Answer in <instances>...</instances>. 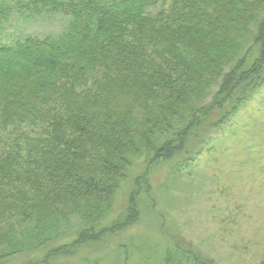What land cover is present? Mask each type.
Listing matches in <instances>:
<instances>
[{
    "label": "trees",
    "instance_id": "1",
    "mask_svg": "<svg viewBox=\"0 0 264 264\" xmlns=\"http://www.w3.org/2000/svg\"><path fill=\"white\" fill-rule=\"evenodd\" d=\"M50 14L67 18L59 32L9 36L16 19ZM262 83L264 0H0V215L77 219L34 241L41 264L126 230L134 215L118 224V201L140 212L148 169L199 154ZM20 225L4 222L0 264ZM176 243L158 264H216Z\"/></svg>",
    "mask_w": 264,
    "mask_h": 264
},
{
    "label": "rangeland",
    "instance_id": "2",
    "mask_svg": "<svg viewBox=\"0 0 264 264\" xmlns=\"http://www.w3.org/2000/svg\"><path fill=\"white\" fill-rule=\"evenodd\" d=\"M66 19L62 14L36 16L25 22L16 19L9 36L57 33ZM65 131L70 140L76 137L70 124ZM200 148L197 155L160 160L148 169L142 185L145 189L137 198L140 212L127 206L128 198L126 204L118 201L115 210L122 205L118 224L134 215L129 228L107 233L80 253L75 250L44 264H123L126 259L129 264H156V260L158 264L163 256L176 253L178 241L216 264H264V83ZM142 169H134V174ZM22 215H0V234L8 241L4 222L21 224L8 227L11 234L16 233L13 241L19 247L13 264H41L44 253L40 252L45 247L37 250L34 241L55 242L69 236L77 220L72 217L69 223L50 228L34 226L29 213ZM32 254L35 257H30Z\"/></svg>",
    "mask_w": 264,
    "mask_h": 264
}]
</instances>
